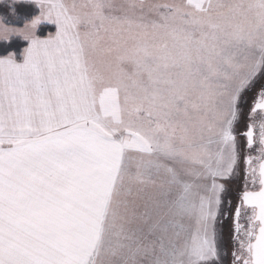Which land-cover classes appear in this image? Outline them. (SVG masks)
<instances>
[{
	"label": "snow or ice",
	"instance_id": "obj_1",
	"mask_svg": "<svg viewBox=\"0 0 264 264\" xmlns=\"http://www.w3.org/2000/svg\"><path fill=\"white\" fill-rule=\"evenodd\" d=\"M34 2L0 23L30 42L0 58V264H264V0Z\"/></svg>",
	"mask_w": 264,
	"mask_h": 264
},
{
	"label": "crops",
	"instance_id": "obj_2",
	"mask_svg": "<svg viewBox=\"0 0 264 264\" xmlns=\"http://www.w3.org/2000/svg\"><path fill=\"white\" fill-rule=\"evenodd\" d=\"M7 7L11 8L12 6H17L21 8L31 7L34 9V12L27 18L26 23H30L32 19L40 14V9L34 2V0H0V7ZM48 26L50 27L53 32L46 33L44 36L39 35V29L41 26ZM24 26V25H23ZM22 26V27H23ZM17 27V28H22ZM56 32V25L55 23H49L48 21L44 22L43 24H39L35 28L34 35L38 39H45L48 37L49 34H55ZM29 41L24 40L19 34H12L9 36L8 40H0V58L7 57L9 54L12 55L14 62L16 63H23L24 60V49L29 46ZM16 45V46H15Z\"/></svg>",
	"mask_w": 264,
	"mask_h": 264
},
{
	"label": "rangeland",
	"instance_id": "obj_3",
	"mask_svg": "<svg viewBox=\"0 0 264 264\" xmlns=\"http://www.w3.org/2000/svg\"><path fill=\"white\" fill-rule=\"evenodd\" d=\"M33 12H34V9L31 7H27V8H21V7H17V6H12L11 8H7V7L5 8L4 6L0 7V23H4L6 26L14 27L13 24L19 23L23 20L25 21V19H27ZM44 22H46V20H41L37 25L43 24ZM243 120L244 119L242 118L241 122L239 124L240 129L242 128V124L244 123ZM241 141H240V143H241V147H242ZM232 184L235 186L237 184V181L232 183ZM232 184H230L229 187H231ZM226 196H227V194L225 195V201H226ZM223 211H225V207H224ZM221 219H223V217ZM224 228H225L224 224H222V225L218 224V229H222L223 241L226 240L225 235H224Z\"/></svg>",
	"mask_w": 264,
	"mask_h": 264
},
{
	"label": "flooded vegetation",
	"instance_id": "obj_4",
	"mask_svg": "<svg viewBox=\"0 0 264 264\" xmlns=\"http://www.w3.org/2000/svg\"><path fill=\"white\" fill-rule=\"evenodd\" d=\"M246 115V113H245ZM244 121V120H243ZM244 128V123L242 124V128L241 130ZM242 142V148H243V140L241 141ZM243 154V153H242ZM239 181H237V184L234 186L232 184V186L230 187V191L227 193V196H226V201L229 199V197L232 199V202H233V205H235V203L237 202L236 200V196H237V191L236 189L239 187ZM225 211H230V209H228L226 206H225ZM243 219H242V223H243ZM222 224L225 225V228H224V235H225V241H223V244L225 246V248L230 252L231 250V247H232V242H231V239H230V235H231V224H232V221H231V217L229 216L227 219H222Z\"/></svg>",
	"mask_w": 264,
	"mask_h": 264
},
{
	"label": "trees",
	"instance_id": "obj_5",
	"mask_svg": "<svg viewBox=\"0 0 264 264\" xmlns=\"http://www.w3.org/2000/svg\"><path fill=\"white\" fill-rule=\"evenodd\" d=\"M26 22H27V19H25V21L23 20L19 23L13 24V26L14 27H22ZM39 30H40L39 31L40 36H44L46 33H52L53 32V30L50 27L45 26V25L41 26Z\"/></svg>",
	"mask_w": 264,
	"mask_h": 264
},
{
	"label": "clouds",
	"instance_id": "obj_6",
	"mask_svg": "<svg viewBox=\"0 0 264 264\" xmlns=\"http://www.w3.org/2000/svg\"><path fill=\"white\" fill-rule=\"evenodd\" d=\"M11 34H9V35H7V36H5L4 34H3V32H0V40H8V38H9V36H10Z\"/></svg>",
	"mask_w": 264,
	"mask_h": 264
}]
</instances>
